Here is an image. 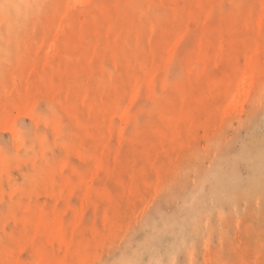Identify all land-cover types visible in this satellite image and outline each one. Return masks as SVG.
I'll return each instance as SVG.
<instances>
[{
    "label": "rangeland",
    "instance_id": "obj_1",
    "mask_svg": "<svg viewBox=\"0 0 264 264\" xmlns=\"http://www.w3.org/2000/svg\"><path fill=\"white\" fill-rule=\"evenodd\" d=\"M264 0H0V264H264Z\"/></svg>",
    "mask_w": 264,
    "mask_h": 264
},
{
    "label": "bare ground",
    "instance_id": "obj_2",
    "mask_svg": "<svg viewBox=\"0 0 264 264\" xmlns=\"http://www.w3.org/2000/svg\"><path fill=\"white\" fill-rule=\"evenodd\" d=\"M261 167H264V160L262 161V163L260 164Z\"/></svg>",
    "mask_w": 264,
    "mask_h": 264
}]
</instances>
